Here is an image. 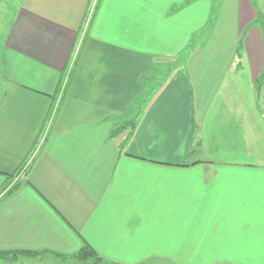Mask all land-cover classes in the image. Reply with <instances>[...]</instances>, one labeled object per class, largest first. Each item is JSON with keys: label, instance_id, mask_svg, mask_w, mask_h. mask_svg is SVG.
I'll list each match as a JSON object with an SVG mask.
<instances>
[{"label": "crops", "instance_id": "1", "mask_svg": "<svg viewBox=\"0 0 264 264\" xmlns=\"http://www.w3.org/2000/svg\"><path fill=\"white\" fill-rule=\"evenodd\" d=\"M17 1L0 38V252L11 253L0 264H71L56 254L86 244L107 264H264L237 251L264 247V36L254 24L264 0ZM210 21L190 78L178 72L159 87L153 58L174 53L169 41L191 33L183 25ZM138 104L121 150L111 131ZM220 166L238 169L242 193L205 195L206 226L196 200L184 208L171 195L166 209L151 182L166 168L202 167L213 189ZM152 232L146 247L162 253L133 259L125 249Z\"/></svg>", "mask_w": 264, "mask_h": 264}, {"label": "rangeland", "instance_id": "2", "mask_svg": "<svg viewBox=\"0 0 264 264\" xmlns=\"http://www.w3.org/2000/svg\"><path fill=\"white\" fill-rule=\"evenodd\" d=\"M218 1L214 2V5L216 6ZM18 5L17 0H0V38L4 36V34L7 31V28L9 27V23L12 21V18L16 12V7ZM215 7L213 8V11H215ZM91 12L88 13V17L86 19V28L88 27L90 20L89 16H91ZM200 25H183L184 27V32L190 30L191 33L188 34V37H183V40L181 41L180 39L175 38L174 40H171L169 42L174 43L173 47L176 46L174 53H170L169 55H166V57H157L153 58L154 63H157V66L160 69V76L162 78H166L164 80L169 79L172 74L175 73H183L187 77L190 78V71H189V63L190 61L194 59V56L199 53L198 51L201 52L200 48H204L203 44L205 42V37L208 36L210 31L212 30V27L214 24L212 21L209 23H206L202 25V27L199 28ZM199 28V29H198ZM196 58V57H195ZM75 57L73 56V59L71 61V66L74 61ZM162 60L163 63H160L159 61ZM237 62V60H236ZM207 63H212V62H207ZM235 63V59L232 62V64ZM69 65V67H70ZM68 67V68H69ZM67 68V69H68ZM66 69V76L64 81H62V88H60V92H63L64 86H65V80L66 77L68 78L69 70ZM256 112L260 113L261 111L264 112V88L261 90L257 100H256ZM255 113V111H254ZM198 157L197 155H195ZM193 156V157H195ZM188 158L187 162L191 163L194 162V158ZM219 172L222 173L220 176V179H214L215 181V186L213 189H211V186H205L203 182V169L200 167L198 170H193L191 168H166V170L160 171V173L154 174L151 173L152 178V183H157L159 188L158 191L161 195H167L165 198V206L166 209L168 208V204H170V200L172 201H178L183 204V207H188L191 208V204L195 203V200L197 201V206L198 210L200 213L204 211V213L199 215L197 217V220L199 221L200 225L206 226L208 223V217L207 214L205 213L207 206H205V195H211L212 201L215 200V195H236L239 193V185H242V181L234 176V174L238 173V169L236 168H228L224 166H220V168H217ZM154 171V170H153ZM236 178V179H232ZM239 179V180H238ZM211 183V182H210ZM248 187V193L250 195H255L254 188L250 184H246ZM259 186V195H264V183L260 182L258 184ZM155 186L152 184L151 186V191H155ZM236 193V194H235ZM241 192L238 195H241ZM171 195H177L176 198L172 197L170 199ZM180 195V196H178ZM163 197H161L156 204V206H162L164 203L161 201ZM170 199V200H169ZM216 204L215 202L211 207L216 212ZM218 207V206H217ZM153 217L156 220L157 214L155 211L152 212ZM239 223V222H236ZM144 236V242L145 247L143 248H133V249H125L129 253H131V257L133 259H138V258H144V257H149L150 255H160L162 253V249H159L157 247L155 248H147V244L150 243L151 239L153 237L156 238V233L152 232L149 234H144L140 235ZM135 243H140V242H135ZM198 243L201 244L199 241ZM204 251L206 250L205 247H199L197 250L198 251ZM240 249V250H239ZM122 249H113V251H121ZM111 251V252H113ZM164 251H168L167 249H164ZM238 255L244 259V258H249L251 260L257 259L258 257L264 258V247L259 248V247H253V246H248L245 248H238ZM133 254V256H132ZM120 256L119 254H116ZM224 254H219L220 257H222ZM129 256V257H130ZM230 259H233L235 256L234 255H226ZM152 259V258H151ZM202 259H206V257H202ZM262 260V259H260ZM129 261V258H128Z\"/></svg>", "mask_w": 264, "mask_h": 264}, {"label": "trees", "instance_id": "3", "mask_svg": "<svg viewBox=\"0 0 264 264\" xmlns=\"http://www.w3.org/2000/svg\"><path fill=\"white\" fill-rule=\"evenodd\" d=\"M255 25H258V27H260L263 36H264V18H262L261 16H258V18L256 19V21L254 22ZM240 49H241V41L238 44V48L236 50V55H235V63L236 65L239 64V59H240ZM237 60V62H236ZM160 63H163L162 60H160ZM161 83L159 84V87H162L164 85V78L161 79ZM256 83V89L259 90L264 86V70L262 72V74L259 76L258 79H256L255 81ZM154 91V89L151 90V94ZM150 96V94H149ZM147 96V97H149ZM146 97V98H147ZM192 102V98L190 99ZM145 105V104H143ZM142 105V106H143ZM142 106L141 104H138L137 107H135L134 109V115L132 118L130 119H124V120H120L118 122V124L115 125V128L111 131V135L110 138L115 139L117 136H119L120 134H122V141H119L120 145V149L123 150L122 145H124L127 141H129V139L133 136L135 130H136V126H137V122L140 119V115L142 112ZM192 106V104H191ZM182 166H186V165H182ZM11 253H3L0 252V256H7ZM56 256H59V258H62L64 260L67 259V261L71 262V264H107L105 263V261H103V259L97 254V252L91 248L88 244L82 246V248L73 256L71 257H66L63 255H58L56 254Z\"/></svg>", "mask_w": 264, "mask_h": 264}]
</instances>
